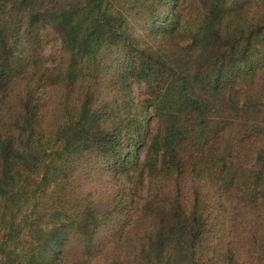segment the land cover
<instances>
[{"label": "trees", "instance_id": "obj_1", "mask_svg": "<svg viewBox=\"0 0 264 264\" xmlns=\"http://www.w3.org/2000/svg\"><path fill=\"white\" fill-rule=\"evenodd\" d=\"M184 1L157 0L143 21L132 23L130 11L138 7L139 17L145 0L123 5L110 0H0V264H63L65 250L83 247L84 255L95 251L103 219L111 211L104 214L97 202L78 201L73 216L64 214L61 220L59 211L52 215L60 223L52 228L43 227L41 217L21 220L22 175H36L41 161L60 163L64 157H90L96 170L102 165L125 168L145 139L150 110L163 132L151 145L157 160L148 158L144 165L152 175L176 178L191 169L197 183L193 204L185 201L182 187L172 200V192L161 194L156 208L151 200L147 203L145 212L152 213L155 226L146 235L141 264H207L210 201L204 189L210 176L226 192L241 187L245 195L252 191L253 197H264V146L246 173L234 165L229 154L233 145L216 156L218 143L233 142V131L240 143L252 137L264 142V95L255 88L264 72V0H197L199 25L188 28L183 41L190 43L183 48L176 38L186 32ZM146 28L158 34V48L140 45L144 35L137 31L146 34ZM47 30L58 37L66 65L50 76L37 73L34 51L40 33ZM117 56L128 79L147 85L143 102L123 100L126 108L119 120L94 103L103 69ZM47 78H68L75 87L89 82L77 110L79 121L47 139L53 142L49 153L37 141L45 137L36 92ZM12 96L18 100L14 109L9 108ZM215 167L219 176L212 173ZM125 197L123 193L117 211H124ZM24 238L30 245L26 255L18 252ZM89 256L72 264H92Z\"/></svg>", "mask_w": 264, "mask_h": 264}, {"label": "rangeland", "instance_id": "obj_2", "mask_svg": "<svg viewBox=\"0 0 264 264\" xmlns=\"http://www.w3.org/2000/svg\"><path fill=\"white\" fill-rule=\"evenodd\" d=\"M123 5L128 0H110ZM139 1V0H137ZM147 3L141 15L136 17L139 11L135 7L130 11L132 23L143 21L147 13L154 9L157 0H145ZM151 4V5H150ZM150 5V6H149ZM182 7L185 12L183 20L186 32L177 36V40L183 41L188 38L189 30H195L199 25L198 16L201 14L200 4L197 0H185ZM257 7L255 6L254 11ZM136 18V21L135 19ZM151 24L150 26H152ZM137 32L143 36L140 45H151L158 48V34L153 35L149 28ZM38 44L34 45L37 63V73H48L64 71L66 65L62 66V53L58 37L51 31L41 32ZM190 43L189 40L181 42L184 48ZM116 61L110 62L103 69L101 80L96 85L97 93L94 98L95 108L100 109L108 115L116 114L117 120L123 114L126 105L123 100H132L139 104L146 100L147 85L139 83L134 77L129 78L120 70L124 64L117 56ZM62 61V62H61ZM84 72H79L83 74ZM264 76V72H261ZM259 74L256 90L264 95V77ZM39 78V77H38ZM89 82L79 84L76 87L70 79L63 78L59 81H51L49 78L41 80L36 92L37 98L41 101L40 130L42 136L37 139L46 149L51 152L55 134L67 126L75 124L80 119L77 110L83 103V94ZM73 87V89H72ZM126 95L128 97H126ZM125 97V99H124ZM16 96L10 99V109L17 107ZM16 105V107H15ZM150 119L147 122L145 139L140 143L135 160L123 169H111L113 166L102 165L99 170L91 161L90 157L70 159L64 157V162L58 163L51 159L41 161V169L36 175L25 173L22 175L19 190L21 193L22 207L19 219L34 220L41 217L42 226L52 228L57 226L58 221H53L52 215L59 211L60 219L65 220L64 214H70L78 201L91 203L97 202L104 214L109 213L111 217L103 219L104 227L100 228L99 245L90 255L85 253V248H71L65 250L63 264H72L76 259L85 260L89 256L92 264H141L142 246L145 243L146 235L155 226V220L145 212L150 200L153 203L159 196L166 192H172L171 200L178 197L177 192L181 187L189 204H193L195 198L194 173L189 169L187 176L177 177L172 174H150V170L144 165L148 158L157 160L156 154L152 151L153 140L162 135L163 126L153 111H149ZM114 121H110L112 127ZM233 142L222 140L217 144L216 156H220L227 145H233L229 154L234 157V165L240 169V173H246L256 162L264 142L252 137L249 141L239 142L233 131L230 138ZM58 158L56 155L52 156ZM48 164V165H47ZM137 164V166H136ZM221 163L216 165H220ZM158 170L161 168V159L157 161ZM49 167V168H48ZM96 170V171H95ZM214 176H219L220 170L215 167L212 171ZM239 175V173H238ZM206 180L205 192L209 205V232L205 234L204 252L207 264H263L264 257V197L258 193L253 197L254 192L249 191L248 195L241 192V187L234 192H226L221 181L215 182L213 178ZM216 184V185H215ZM220 188V189H219ZM125 194L124 211L120 209L119 199ZM120 202H122L120 200ZM87 203V202H86ZM154 202V208L158 206ZM101 214H103L101 212ZM154 214V213H153ZM61 222V221H60ZM119 224V225H118ZM27 238H24V241ZM30 245L27 241L19 244L18 252L26 255ZM83 261V260H82ZM59 264V263H57Z\"/></svg>", "mask_w": 264, "mask_h": 264}]
</instances>
